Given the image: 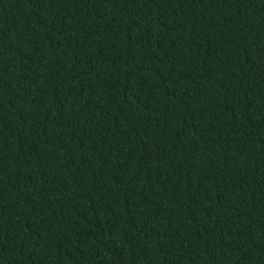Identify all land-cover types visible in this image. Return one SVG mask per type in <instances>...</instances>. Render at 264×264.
I'll return each mask as SVG.
<instances>
[{
    "label": "trees",
    "instance_id": "obj_1",
    "mask_svg": "<svg viewBox=\"0 0 264 264\" xmlns=\"http://www.w3.org/2000/svg\"><path fill=\"white\" fill-rule=\"evenodd\" d=\"M0 264H264V0H0Z\"/></svg>",
    "mask_w": 264,
    "mask_h": 264
}]
</instances>
